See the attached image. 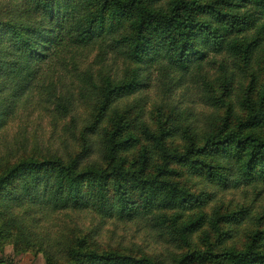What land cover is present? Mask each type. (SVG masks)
Masks as SVG:
<instances>
[{
	"label": "trees",
	"instance_id": "1",
	"mask_svg": "<svg viewBox=\"0 0 264 264\" xmlns=\"http://www.w3.org/2000/svg\"><path fill=\"white\" fill-rule=\"evenodd\" d=\"M160 76L159 115L170 114L153 130L143 105ZM181 83L198 101H173ZM199 100L211 110L204 126ZM84 104L94 110L81 128ZM41 105L70 119L62 130L81 141L78 151L26 156L36 141L28 120ZM24 115L16 153L8 145L0 167V239L17 251L37 247L49 264H264V209L231 208L220 197L249 187L264 194V0H0V137ZM180 139L185 147H173ZM36 206L148 218L176 250H103L91 231L51 255L33 235L42 222ZM198 233L216 238L209 251L191 249Z\"/></svg>",
	"mask_w": 264,
	"mask_h": 264
},
{
	"label": "rangeland",
	"instance_id": "2",
	"mask_svg": "<svg viewBox=\"0 0 264 264\" xmlns=\"http://www.w3.org/2000/svg\"><path fill=\"white\" fill-rule=\"evenodd\" d=\"M95 55L96 53L92 54L91 58L89 59L90 63L94 61ZM207 68L209 69L208 73L210 75H214L217 71V65H209L207 66ZM190 80L194 82L193 79L190 78ZM164 82L165 77L163 76H160L157 87H154L151 81L148 92L149 94H151L150 96L153 100H149L145 103V105H143L145 116L144 118L148 122L150 128H152L153 130L158 129L159 125L162 122V119L163 121H166L169 118L168 116L170 114L169 108H166V112L161 118L158 110L159 103L157 101H160L158 98L162 96L161 92L163 93L162 85L164 84ZM197 82L201 84V81L198 79ZM73 83L74 80L71 78L66 85L70 86L69 84ZM179 86L180 87L177 88V93L174 94L173 98V101L176 104H178L179 101H181L182 103H191L194 100L198 101V98L196 99L197 91L192 90L191 92L186 94V91L184 89L188 86V84L184 85L183 83H181L179 84ZM71 87V90L73 92L75 91V97L80 98L82 93L78 92L76 88L74 89L72 85ZM182 94L185 95L183 96ZM198 96L199 95H197V97ZM134 102H136V100L131 99V101H128L130 105H134ZM201 103L202 101L199 100L197 108L201 109V112L204 114V116H201V118L199 119V126H204V119L208 113H211V110H209L210 108L208 106H205L203 103L202 105ZM93 107L94 106H91V104L80 105V116L79 118H77V123L79 124H76V126L78 125L79 127L81 126V128L83 127V119H89L90 113L94 110ZM125 110H128L130 112L132 118H135L138 113V111L130 107ZM31 118L32 119L28 120L29 130L32 132L30 136L35 137L34 140L36 139V141L35 146L30 144L29 153H27L26 156L38 154V157H46V155H49L50 153L67 156L68 151H78L77 148L80 145L81 141H76L75 136L72 134V132L65 133L62 130L63 127H65L64 125L66 124L68 125V127L72 125L70 119L63 121L60 119L56 112H50L42 105L33 112ZM22 119L24 121L21 122L19 121V119H17V123L14 124L13 127H7L8 130L5 131L0 137V167H2V162H5L2 156L5 157L9 155L8 145L11 147L10 149H13L16 153L17 147L14 144V141L13 143H11V141L15 137V133L17 132L18 128L20 126L23 127L26 124L25 115ZM173 147H180L181 149H183L185 147V141H182V139L176 140L174 141ZM139 153L140 151L128 154V158L131 161L132 165L133 162L138 159ZM94 157L98 158L97 155L93 156V158ZM187 178L188 177H184L183 179ZM191 182L192 184H190V186L194 185L195 190L200 189L198 187L199 182H194L193 180H191ZM256 190L261 191V187L255 190L254 187L246 188L245 191H242V189L235 191L232 190L234 192L229 195H223V193H220V197L224 196L227 206L231 208H235L237 206V203H241L243 206L252 205L253 207L251 208V212L257 214L262 211V209H264V194L262 193L259 196V193ZM233 195H236L235 201L233 203H230V201H232L231 196ZM35 208L38 221L42 222L40 227L35 228V232H33V235L35 237H41L42 241L49 247L48 250L51 255L63 256L64 247L61 246L62 242H64L68 238L73 239L75 237H85L91 231L92 241L98 244V246L103 250H117L139 256L141 253H146L147 255H150L152 253L153 255H155L162 251H168V249L176 250L175 242L173 243V241L169 239V236H162L161 233L153 231L152 227L149 226L150 221L148 218L129 221L121 219L120 217H113L105 220L99 214L91 211H69L61 213L54 210H42L39 206H36ZM212 210L213 206L207 209L209 215L212 214ZM4 222V219H0V227L3 226ZM26 222L28 224H32L34 221L27 220ZM61 230L64 231L61 232ZM14 238L17 243L24 246V241L22 239H19L18 235H16ZM215 240L216 238L212 233L207 236H202V233H198L193 238L191 249L197 250L202 253L207 252L209 251L211 246L210 242L213 243ZM237 241L238 243L229 241L227 243V247H233L235 245L241 246V242L243 240L241 242L239 240ZM181 246L183 245L181 244ZM188 248H184L185 251ZM221 250L222 249H216L215 253H219ZM0 264H49V262L47 259V255H45L44 252L38 250L37 247L27 248V251H17L13 244L8 240L6 235L4 239H0Z\"/></svg>",
	"mask_w": 264,
	"mask_h": 264
}]
</instances>
